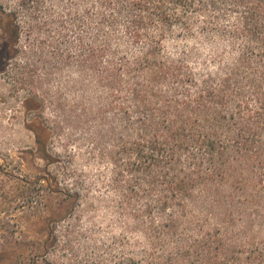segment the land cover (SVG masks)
<instances>
[{"label":"trees","instance_id":"16d2710c","mask_svg":"<svg viewBox=\"0 0 264 264\" xmlns=\"http://www.w3.org/2000/svg\"><path fill=\"white\" fill-rule=\"evenodd\" d=\"M76 1L44 25L77 98L30 130L44 161L70 128L66 146L114 167L122 255L78 248L72 223L55 237L64 264H264V0ZM183 40L209 56L167 50Z\"/></svg>","mask_w":264,"mask_h":264},{"label":"rangeland","instance_id":"374dc122","mask_svg":"<svg viewBox=\"0 0 264 264\" xmlns=\"http://www.w3.org/2000/svg\"><path fill=\"white\" fill-rule=\"evenodd\" d=\"M75 8L76 0H0V264H64L55 237L63 242L72 223L82 235L78 248L93 252L94 245L106 246L112 249L103 251L106 259L122 255L114 167L98 154L90 155L87 144L66 146L70 128L51 141L52 159L44 161L30 130L34 120L37 126L42 120L54 122L61 108L73 107L77 98L76 69L72 63L60 70L50 44L57 39L56 30L52 23L44 25ZM204 44L183 40L167 50L195 48L209 56ZM34 97L45 100L44 113L26 108ZM74 190L80 197L68 196Z\"/></svg>","mask_w":264,"mask_h":264}]
</instances>
